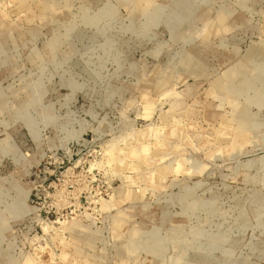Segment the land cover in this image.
<instances>
[{
    "label": "rangeland",
    "instance_id": "374dc122",
    "mask_svg": "<svg viewBox=\"0 0 264 264\" xmlns=\"http://www.w3.org/2000/svg\"><path fill=\"white\" fill-rule=\"evenodd\" d=\"M0 264H264V0H0Z\"/></svg>",
    "mask_w": 264,
    "mask_h": 264
}]
</instances>
